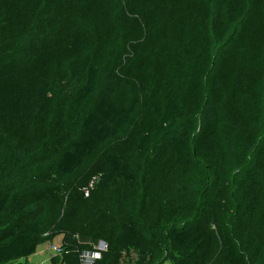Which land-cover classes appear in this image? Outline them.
I'll list each match as a JSON object with an SVG mask.
<instances>
[{
    "label": "trees",
    "instance_id": "obj_1",
    "mask_svg": "<svg viewBox=\"0 0 264 264\" xmlns=\"http://www.w3.org/2000/svg\"><path fill=\"white\" fill-rule=\"evenodd\" d=\"M59 235L50 264H264V0H0V264Z\"/></svg>",
    "mask_w": 264,
    "mask_h": 264
},
{
    "label": "rangeland",
    "instance_id": "obj_2",
    "mask_svg": "<svg viewBox=\"0 0 264 264\" xmlns=\"http://www.w3.org/2000/svg\"><path fill=\"white\" fill-rule=\"evenodd\" d=\"M63 37L65 36H69V35H61ZM72 44V42H66V44ZM32 44L33 42H29L22 50H21V53H23L24 55L21 56V58H25V62L28 61L29 59H32L34 58V53L35 52H32ZM119 46L117 45L116 43V47ZM60 51H61V56L58 57L56 55L51 54L49 56V58H54L55 60H61V58H64V52L62 51V48H58ZM65 49V48H64ZM66 51V50H65ZM100 54H92L91 57L90 56V52L87 50V47L86 45H81L80 46V49L74 53V54H80V53H85V55H87V57H91V59H95L97 61H99L102 65V86L101 88H105L107 87V83L108 82H112L111 78H110V75L113 74V73H116L117 75L119 74H122L123 76V79L125 78V76L128 75V72H129V65L128 63L126 62V59L122 56V53L120 52V50H116L115 47L113 45L110 46V52H106L105 50H100ZM37 54H40V55H43L42 53H38L36 52ZM69 55V54H68ZM119 63L121 64V68L119 67ZM24 66V65H23ZM114 70L116 72H114ZM138 86V89H141L142 92L144 93V87L142 86L141 82H137L136 84ZM130 87L128 85H124L123 86V93H126V92H129L130 90ZM145 94V93H144ZM56 95V93H50L49 94V97H52ZM147 95V94H146ZM94 99H92L88 104V107L93 103ZM87 108H82L81 111H84L85 109ZM78 111V110H77ZM123 140H120L119 142L117 143H114L112 145H110L111 148L115 149V150H121L123 148ZM109 147H105L103 150H107ZM94 160V158L90 161L92 163V161ZM89 162V163H90ZM48 172L50 173V166L48 165ZM89 171H87L85 168L82 169L79 173H78V177H75V176H71V177H65V178H62V177H55V180L57 182H61V187L64 188V186H68L70 184H74L75 183V180L79 179V180H85L86 178L89 177ZM93 181H94V177L92 178V180L89 182V185L86 186V187H83L82 190L85 192L86 195H88L90 193V187L92 188L93 186ZM53 240V239H52ZM47 242V245L48 247L50 248V245L51 244H58V243H54L50 240H47L45 241ZM43 242V243H45ZM42 243V244H43Z\"/></svg>",
    "mask_w": 264,
    "mask_h": 264
},
{
    "label": "crops",
    "instance_id": "obj_3",
    "mask_svg": "<svg viewBox=\"0 0 264 264\" xmlns=\"http://www.w3.org/2000/svg\"><path fill=\"white\" fill-rule=\"evenodd\" d=\"M54 243L61 244V236H56L51 240ZM54 252L48 247L47 242L41 244L36 252L26 259H21L9 264H18L19 262L27 261V264H50V259Z\"/></svg>",
    "mask_w": 264,
    "mask_h": 264
},
{
    "label": "built area",
    "instance_id": "obj_4",
    "mask_svg": "<svg viewBox=\"0 0 264 264\" xmlns=\"http://www.w3.org/2000/svg\"><path fill=\"white\" fill-rule=\"evenodd\" d=\"M50 249L54 254H60L63 251L61 244H51ZM107 249V243L105 241H99L94 245L92 250H84L81 253L82 264H94L95 260L100 257L101 252Z\"/></svg>",
    "mask_w": 264,
    "mask_h": 264
}]
</instances>
